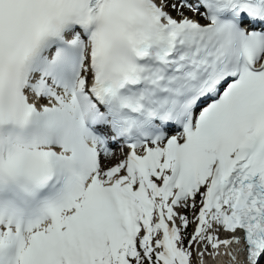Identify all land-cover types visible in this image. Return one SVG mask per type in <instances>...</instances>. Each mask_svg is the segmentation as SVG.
<instances>
[{
    "label": "snow or ice",
    "instance_id": "snow-or-ice-1",
    "mask_svg": "<svg viewBox=\"0 0 264 264\" xmlns=\"http://www.w3.org/2000/svg\"><path fill=\"white\" fill-rule=\"evenodd\" d=\"M0 264H264V0H0Z\"/></svg>",
    "mask_w": 264,
    "mask_h": 264
}]
</instances>
